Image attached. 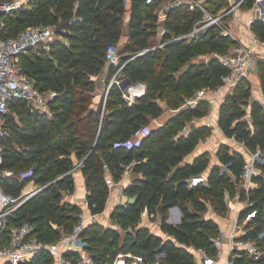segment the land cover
Here are the masks:
<instances>
[{"label": "trees", "instance_id": "obj_1", "mask_svg": "<svg viewBox=\"0 0 264 264\" xmlns=\"http://www.w3.org/2000/svg\"><path fill=\"white\" fill-rule=\"evenodd\" d=\"M249 1L252 6L253 0ZM31 3L30 8L10 15L9 35H15L31 25L54 24L62 19L70 43L55 40L49 50L30 51L23 57L24 70L35 85L43 92L55 90L56 95L49 102L51 113L32 108L22 99L10 102V106L17 105L27 110V115L21 118L22 129L17 133L28 147L25 151L12 149L4 142L5 165L13 166L15 161H21L24 166L37 158L33 174L35 181L47 182L55 175H62L58 184L66 183L65 188L71 193L75 189L71 170L76 160H83V173L89 188V207L91 212L99 213L105 209L109 193L105 183V164L111 166L116 177L120 178L124 167H119V164L136 161L134 169L143 171L144 176L139 181L145 184L148 192L140 191L137 200L129 204L127 211L120 213L126 218L123 224L128 225L129 221L134 223L145 207L154 213L159 204L163 214L162 229L173 238L163 241L162 236L141 227L138 234L144 231L145 235L136 236L131 246L137 247L136 251L148 253L160 246L167 250L166 261L169 264H196L192 246L216 253L212 237L218 234V224L213 218L201 214L200 211L206 210L207 206L198 193L212 195L225 208L226 190L234 193V182L229 172L222 171L219 164L208 169L210 158L207 151L199 153L192 162L184 161L206 133L203 125L188 132H184V126L191 117L204 116L208 112V100L201 99L195 106L176 112L164 124L151 126L139 147L126 148L120 143L142 127L150 125L153 118L163 113L159 99L165 93L171 107H179V101H185L198 89L218 88L228 68L214 55L206 61L193 60V57L202 53H226L236 40L231 34L210 27L195 36L178 38L166 44L167 50H150L149 32L154 27L152 19L157 16L156 0L151 3H147V0H129L128 3L125 0H31ZM127 12H130L129 38L124 48L120 49L122 60L126 61L123 71L132 81H145L147 90L130 105L121 88L113 85L107 101V120L99 128L97 110L88 102L95 87L92 76H100L108 66L107 47L120 41ZM201 19L202 8L178 3L167 12L166 35L175 32L183 36L191 32ZM252 30L264 42V19H254ZM180 45L182 49L178 52L171 48ZM187 61L190 64L181 69L180 64ZM114 68L109 67L108 82ZM258 73L264 93V60L259 62ZM245 81L248 79L242 80L221 105L219 124L228 136H235L253 148L261 146L264 149V104L255 100L247 112L251 86H242ZM80 85L85 88L81 89ZM78 107L84 112L78 111ZM247 113L251 121L245 118ZM9 117L10 114H7ZM218 156L236 177L240 176L243 167L241 152L230 151L227 144H222ZM201 173H207L208 183L189 187L188 179ZM255 179L259 186L252 189L251 197L254 206L260 209L264 203V178L256 176ZM15 182L14 178L6 179L4 186L9 191L19 193V187L14 191L10 189ZM43 190L36 200H29L17 210L12 222L31 221L35 225L34 233L39 238L52 241L58 238L60 229H72L77 220L75 213L80 207L71 201L61 203L62 190L53 184L46 185ZM144 196L146 198L143 200ZM184 200L190 202L193 208L187 203L183 204ZM28 205L31 207L29 212ZM175 205H181L183 211L178 224L166 221L168 210ZM98 225L89 224L83 234L95 262L102 264L109 253L115 252L113 248L121 235L113 226ZM131 234L128 232V235ZM128 240L125 239L122 247L128 245ZM69 255L74 264H79L78 253ZM245 258L246 264H264L263 260ZM23 264H54V257L41 251Z\"/></svg>", "mask_w": 264, "mask_h": 264}, {"label": "built area", "instance_id": "obj_2", "mask_svg": "<svg viewBox=\"0 0 264 264\" xmlns=\"http://www.w3.org/2000/svg\"><path fill=\"white\" fill-rule=\"evenodd\" d=\"M125 1L129 2V0ZM153 1L147 0V3ZM178 3L181 2L177 1L172 6ZM253 5L258 8L257 18L264 19V0H253ZM31 6V0H0V264H23L31 261L41 251L52 255L54 264H74L69 255L71 253H78L79 264H97L88 250L89 243L83 233L89 224L98 220L102 212H91L88 193L80 209L75 213L77 220L72 229L69 231L60 229L56 240L45 241L39 238L34 233L35 225L31 221L26 220L15 224L12 222L17 210L28 201L31 195L42 190L43 186L24 193H14L5 188L4 181L14 178L15 173L5 165L4 121L10 102L16 99L27 101L32 108L51 113L49 102L56 95V91L43 92L35 85L24 70L23 57L30 51L49 50L57 37L67 31L65 22L60 19L54 24L31 25L15 35H9L10 15ZM190 6L194 8L199 4L191 3ZM254 19L256 18H250L248 21L250 29ZM200 32L195 25L191 32L183 36H195ZM258 42L260 40L255 35L252 43L240 41L239 46L229 52H214L213 55L228 68V71L222 75V83L215 89L206 87L198 89L192 96L186 97L185 101L195 106L199 100L206 99L221 107L242 80H251V75L258 72L259 62L264 60V57L256 51ZM142 52L144 50L139 53ZM122 57L118 44L110 43L107 47L106 59L108 66L115 68L107 84L101 106L95 107L99 116V128L107 120V101L113 85L117 84L121 88L124 98L130 105L147 90L145 81H132L124 73L126 61H123ZM129 79L131 82L128 81ZM150 130V125L144 126L120 144L126 148L139 147ZM232 137L236 140L243 156L242 172L239 177H236L226 163L219 164L222 171L229 172L236 189L235 195H227L231 209H236L234 210L236 212L231 215L232 227L229 230L221 227L218 234L212 237L216 249L214 254L203 247H191L196 264H246L247 256L263 260L264 263V203L259 209L254 206L251 197L252 189L259 186L255 177L264 178V149L261 146L253 148L235 136ZM77 163L71 170L73 174L78 167L83 166V160ZM105 168H108L107 164ZM188 182L189 187L207 184L208 175L207 173L194 175L188 179ZM106 183L114 185L115 179L108 175ZM71 195H76V189L71 192ZM235 196H244L245 199ZM239 203L242 205L241 208L238 207ZM169 222L177 224V221L171 218ZM167 255V250L160 246L152 253L132 249L119 250L109 253L102 264H169L166 261Z\"/></svg>", "mask_w": 264, "mask_h": 264}, {"label": "rangeland", "instance_id": "obj_3", "mask_svg": "<svg viewBox=\"0 0 264 264\" xmlns=\"http://www.w3.org/2000/svg\"><path fill=\"white\" fill-rule=\"evenodd\" d=\"M177 1H180L182 3L184 2L189 5H191V3L199 4V6L196 7L202 8L203 19L197 22L196 27L199 28L201 32H205L210 27H213L215 31H222L223 33L231 34V36L236 41L229 46V51L236 48L240 44L241 39H237L238 37L236 36H240L241 38L243 33L245 34L247 33V31H251V29L248 27L249 19L258 17V8L254 7L253 4L251 6L249 4L250 2L249 0H243L242 2L240 0H156L157 6L155 8V13L157 16L155 18L153 17L152 19V22H154L153 23L154 27L149 32L150 45L148 49L156 50L157 48H161L167 50L166 44L174 42L178 40V38L181 39L182 37H185V36H178L175 32H169V35H166V33L168 32L165 23V20L167 18V12L172 7V4L176 3ZM128 22H129V12L125 13L123 27H122L123 35L120 41H118L117 43L120 49L124 48V43L129 38ZM56 42L69 44L70 38L68 37L67 31H65L63 35L57 37ZM171 48H173V50L176 52L182 49L181 45ZM212 55L213 53H202L194 56L193 59L197 61L199 60L206 61ZM187 65H188V61L185 63H181L180 67L181 69H183ZM92 78L95 80V87L93 89V92H91L90 94L88 102L90 106L94 108V106L100 105V103L102 102L105 96V91L108 84V75H103V74H101L100 76L93 75ZM255 81L256 79L255 76L253 75L252 80L243 82L242 86L249 85L251 86V89H253L255 87V86L253 87V82ZM79 87H81V89L85 88L84 85H80ZM171 96L172 98H175L174 95ZM159 101L163 105V113L159 117L153 118L151 120L150 124L152 126L156 125L157 122H160L162 119L167 118L171 114L180 111L182 108L191 106L186 101H179V107H171V105L167 101L166 93L164 96L160 97ZM77 110L84 112L83 109H80L79 107L77 108ZM7 114H10V117L7 118L6 116L4 121L6 134L3 138V141L6 143V146L8 148L12 147V149L17 148L18 150L25 151L24 149H27L28 145H26L25 142L21 141L19 134L17 132L22 129L23 122L21 121V118L27 115V110H22L17 105H14V106H10ZM210 114H211L210 105L208 103V112L204 116L191 117L189 120L186 121L183 130L185 132H188L194 129L195 127L202 125L201 122L204 121V119H209ZM199 118H201L202 121H200L201 119ZM203 126L206 129L205 135L201 137L194 150L185 156V160L192 159L195 154L207 150L210 158L209 167H211V164L215 160L219 159L218 156L215 159V156L217 155L220 146L222 145L221 143L225 138V136L220 131H218L217 128H215V123H212V125L205 123ZM76 162L79 163V160H76ZM135 162H131L128 164H123V163L119 164V167L120 166L124 167V170L120 178L116 177L115 173L111 170V166L108 165V169L107 170L105 169V176L106 177L108 175L112 176L115 179V185H108L105 180V183L109 188L106 207L102 211L104 213H102V215L99 216V220L97 221L95 220L92 222L94 223V225L99 224L98 226H106V227L113 226L119 230L121 236L118 238L117 244L113 248L115 252L119 250H127V249L136 250L137 247L131 246V242L135 240L136 236L143 237L145 235L144 231H141L138 234V230L141 227L146 228L148 232L154 234L160 233L164 239L171 236L167 231H164L161 228L163 214L159 204L156 205V211L154 213H150L149 210L145 207L142 209L140 216L136 219L134 223L129 221L128 225L123 224L126 218L124 216L123 217L120 216V213L121 212L125 213L127 211L129 204L137 200L138 193L140 191H144L146 193L148 192V190L144 188L145 184L141 183L139 179L135 177L136 174L134 173L127 174L128 171L132 172V169H134ZM36 163H37V158H34L31 159L24 166L21 165V161H15L13 166H9L14 171L15 173L14 179H16L13 188L11 187L10 189L14 191L19 187V192L24 193L30 190H34L39 186H43L44 189L46 185L53 184L54 186L62 190L61 203H65L66 201H71V193L68 192V190L65 188L67 184L66 183L58 184V181L60 180L62 175H55L52 178H50L49 181L47 182L37 183L35 181V179L33 178L35 175L33 174L36 169ZM220 163H222V161H219V164ZM77 169L80 172L79 175H81V172H83V167L80 166ZM136 171H138L139 175H143L142 170H136ZM86 186L88 187L87 184ZM42 190L31 195L28 201L30 200L31 202L32 201L31 199L33 198L34 200H36L37 195H39L42 192ZM198 195L206 201L207 209L200 211L204 217L216 216L217 214L219 215L229 214V199L227 197V195H229L228 189L226 190L225 208L222 205H219L218 200L215 197H212V195L210 194L198 193ZM144 198L146 197L144 196L143 200ZM185 203H187L191 208H193V205L190 202L184 200L183 204ZM76 204L79 207L81 206L80 203H76ZM217 205L219 206L217 207ZM175 207L176 208L179 207L180 209H182L181 205H175L174 208ZM30 208H31L30 205H28L27 207L28 212ZM171 209L172 211L175 210L173 208H170L168 210L167 218H166L167 222H169L171 217V213H169ZM120 218H123L122 222L120 221ZM93 228H97V227H93ZM128 232H132V234L128 235ZM126 238H129L128 240L129 242L128 245L124 248L122 246Z\"/></svg>", "mask_w": 264, "mask_h": 264}, {"label": "crops", "instance_id": "obj_4", "mask_svg": "<svg viewBox=\"0 0 264 264\" xmlns=\"http://www.w3.org/2000/svg\"><path fill=\"white\" fill-rule=\"evenodd\" d=\"M129 17H130V12H129ZM236 37H238L237 39H241V41H243V42H245V43H252L253 41H254V37H255V33L253 32V30H252V28H251V31H247V33H243V35L241 36V38H240V36H236ZM126 39V38H125ZM256 51H257V53L259 54V55H261V56H263L264 57V42L263 41H260V42H258L257 44H256ZM193 60H195V59H193ZM192 61V60H191ZM199 61H202V60H199ZM188 64H190V61L188 62ZM108 73H109V66H106V68H105V70H104V72H103V75H108ZM253 75L255 76V79H256V81L255 82H253V89H251V91H252V93H251V97H250V99H249V104H247L246 105V109H247V112L248 111H250V108H251V104L255 101V100H259L260 102H262L263 104H264V93H263V90H262V86H261V81H260V75H259V73L258 72H255V74L253 73L252 75H251V80H252V77H253ZM97 101H100V100H97ZM97 103H99V102H97ZM209 103V105H210V111H211V114L209 115V119H204V121H202V119L201 118H199V119H201L200 121H202L201 123H202V125H204L205 123H207V124H210V125H212V123H215V128H217L218 129V131H220L222 134H224V136H225V138L223 139V141H222V143L221 144H227L228 146H229V149H230V151H239L240 152V150H239V148H238V145H237V143H236V140L232 137V136H228L225 132H224V130L221 128V126H220V124H219V117H220V108L221 107H219L218 105H215L214 103H211V102H208ZM95 107H97V106H94V108ZM175 114V113H174ZM174 114H171L170 116H168L167 118H164V119H162L160 122H157V124L156 125H154V126H152L151 124H150V126H152V127H156V126H160V125H162V124H164L166 121H168V119L172 116V115H174ZM245 118H248L250 121H251V119H250V117H249V114L247 113V115L245 116ZM213 120V121H212ZM203 122H205V123H203ZM205 151H207V150H204V151H202V152H205ZM202 152H200V153H202ZM199 154V153H198ZM198 154H195L194 156H193V158L192 159H187V160H184V161H186V162H192L193 160H194V158L198 155ZM218 156V153H217V155L215 156V159H216V157ZM218 158H219V156H218ZM220 159V158H219ZM215 160L212 164H211V167L214 165V164H219V161H221V160ZM211 167H209L208 169L210 170L211 169ZM106 170L108 169V168H105ZM131 173H134V174H136V176L135 177H137L138 179H140V178H142L144 175H139V173H138V171H136V170H134V169H132V172L131 171H128V173L127 174H131ZM80 174V172H79V170L78 169H76L75 170V172H74V178H75V189H76V195L75 196H72L71 195V201L72 202H74V203H82L83 202V200H84V198H85V196L87 195V193H88V187L86 186V177H85V175H84V173L83 172H81V175H79ZM128 177H129V175H128ZM115 185V184H114ZM236 194V189H235V192L234 193H232L231 194V191H230V194L229 195H235ZM228 197V196H227ZM235 197H240L242 200L243 199H245L244 198V196H235ZM235 200V199H234ZM234 200H233V202H234ZM238 207L239 208H241L242 207V205H241V203H239V205H238ZM237 207V208H238ZM171 208H173V209H175V210H173L172 211V209L169 211V213H171V219H174V220H176L177 221V224L181 221V219H182V217H183V211H182V209H180L179 207L178 208H174V206L173 207H171ZM234 210H236V209H231V207H230V203H229V214L228 215H219V214H217L216 216H210V217H208V218H213L216 222H217V224H218V229L219 228H224V229H228L229 230V228H231L232 227V219H231V215H232V213H235L236 211H234ZM102 213H104V212H102ZM102 213L99 215V216H101L102 215ZM148 215H149V212H148ZM98 216V217H99ZM98 220H99V218H98ZM108 227V226H107ZM161 228H162V224H161ZM163 230V229H162ZM156 234H158V235H160V236H162L160 233H156ZM172 236V235H171ZM167 237L166 239H168V238H173V237Z\"/></svg>", "mask_w": 264, "mask_h": 264}, {"label": "water", "instance_id": "obj_5", "mask_svg": "<svg viewBox=\"0 0 264 264\" xmlns=\"http://www.w3.org/2000/svg\"><path fill=\"white\" fill-rule=\"evenodd\" d=\"M128 81H129V82H131V80H130V79H129Z\"/></svg>", "mask_w": 264, "mask_h": 264}]
</instances>
